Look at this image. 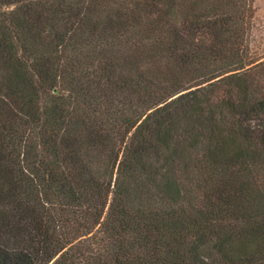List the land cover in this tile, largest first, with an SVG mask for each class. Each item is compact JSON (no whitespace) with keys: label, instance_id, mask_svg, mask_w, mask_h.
<instances>
[{"label":"trees","instance_id":"1","mask_svg":"<svg viewBox=\"0 0 264 264\" xmlns=\"http://www.w3.org/2000/svg\"><path fill=\"white\" fill-rule=\"evenodd\" d=\"M253 0H0V264H264Z\"/></svg>","mask_w":264,"mask_h":264},{"label":"rangeland","instance_id":"2","mask_svg":"<svg viewBox=\"0 0 264 264\" xmlns=\"http://www.w3.org/2000/svg\"><path fill=\"white\" fill-rule=\"evenodd\" d=\"M254 16L249 32V52L252 56L264 57V0H253Z\"/></svg>","mask_w":264,"mask_h":264}]
</instances>
